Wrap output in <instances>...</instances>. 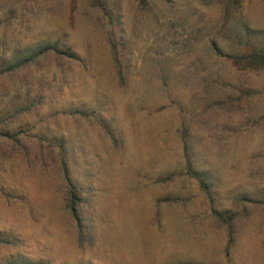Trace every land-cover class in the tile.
Listing matches in <instances>:
<instances>
[{
    "label": "rangeland",
    "instance_id": "obj_1",
    "mask_svg": "<svg viewBox=\"0 0 264 264\" xmlns=\"http://www.w3.org/2000/svg\"><path fill=\"white\" fill-rule=\"evenodd\" d=\"M252 47L264 0H0V264H264Z\"/></svg>",
    "mask_w": 264,
    "mask_h": 264
},
{
    "label": "trees",
    "instance_id": "obj_2",
    "mask_svg": "<svg viewBox=\"0 0 264 264\" xmlns=\"http://www.w3.org/2000/svg\"><path fill=\"white\" fill-rule=\"evenodd\" d=\"M144 1V0H140ZM48 48L43 47V51H47ZM234 58H241L242 60L246 62H252L255 63L256 65H259L260 67L264 68V51L262 50H257L254 47L251 48L249 52H240L238 55L233 56ZM198 177V176H197ZM71 212L75 213V208L72 206L71 207ZM15 264V263H13Z\"/></svg>",
    "mask_w": 264,
    "mask_h": 264
}]
</instances>
